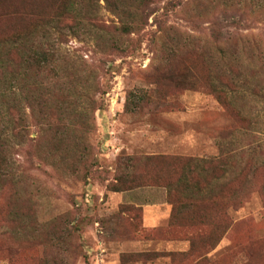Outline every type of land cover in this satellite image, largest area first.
<instances>
[{"label":"rangeland","instance_id":"1","mask_svg":"<svg viewBox=\"0 0 264 264\" xmlns=\"http://www.w3.org/2000/svg\"><path fill=\"white\" fill-rule=\"evenodd\" d=\"M18 1L0 0V7ZM155 1L156 13L145 30L122 41L123 46L137 49L128 57L107 55L105 47L89 37L71 38L62 45L60 51L70 59L69 69L96 81L104 93L97 97L102 104L88 134L94 166L87 179L83 173L71 178L58 174L45 158L32 156L29 160L28 148H15L16 204L25 215V226L9 222L11 195L8 191L1 194L0 264H191L193 256H182L189 252L190 243L183 240L181 230L170 226L172 207L166 203L164 188L108 190L117 177L122 180V162L133 159L135 167L128 171L139 176L166 167L165 158L172 156L216 157L218 144L228 146L233 141L244 152L243 160L264 163V67L257 61L242 57L248 62L244 76L236 80L238 87L246 85L243 98L235 97L236 105L251 120L245 132L229 135L240 131L238 121L203 91H186L164 104H135L139 96L155 89L149 75L158 23L178 29L182 36L199 37L215 54L221 40L236 37L244 54L241 40L245 37L251 45L254 42L264 49V13L250 12L254 1L226 15L223 0H177L176 8L166 6L172 0ZM100 5L99 20L114 32L117 19L104 2ZM230 214L240 223L207 259L245 264V253H250L251 264H264V200L260 193L255 191L239 211Z\"/></svg>","mask_w":264,"mask_h":264},{"label":"trees","instance_id":"2","mask_svg":"<svg viewBox=\"0 0 264 264\" xmlns=\"http://www.w3.org/2000/svg\"><path fill=\"white\" fill-rule=\"evenodd\" d=\"M175 1L166 6L175 5ZM253 1L250 12L264 13V0H223L222 13L239 12L241 5ZM101 2L118 21L114 32L98 18ZM155 3L19 0L0 7V195L7 191L11 195L7 213L11 224L25 226V215L16 204L19 181L14 171V155L18 154L15 148H28L29 160L32 156L45 158L58 174L71 178H80L83 173L87 179L94 166L88 134L102 104L97 97L104 93L96 81L69 69L70 59L60 51L62 45L71 38L89 37L99 41L98 46H104L107 55L128 57L137 49L123 46L122 41L145 30L149 18L156 13ZM179 32L158 23L149 75L155 89L139 96L135 104H164L183 92L203 91L238 121L240 131L236 129L229 135L249 130L250 118L235 103V97L243 98L246 83L238 87L236 80L244 76L248 62L242 59L244 56L264 67L262 46L254 42L251 45L245 37L241 40L245 53L241 54L238 39L228 37L221 40L215 54L199 37ZM218 146L220 154L216 157L172 156L165 158L166 167L139 176L134 170L128 171L135 166L133 159L127 158L122 162V180L117 177L108 189L119 193L140 187L164 188L166 203L172 207L170 226L181 230L183 240L190 243L189 252L182 256H193L191 264H221L219 260L211 263L207 256L240 223L234 222L230 212L239 211L255 191L264 200V163L243 160L244 152L233 141L228 146ZM245 254V264H251L252 254ZM235 258L236 255L233 263Z\"/></svg>","mask_w":264,"mask_h":264}]
</instances>
